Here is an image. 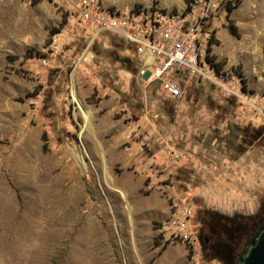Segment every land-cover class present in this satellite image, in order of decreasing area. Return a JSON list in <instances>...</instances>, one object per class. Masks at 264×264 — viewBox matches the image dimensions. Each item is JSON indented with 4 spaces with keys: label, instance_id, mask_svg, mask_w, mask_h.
Listing matches in <instances>:
<instances>
[{
    "label": "rangeland",
    "instance_id": "rangeland-1",
    "mask_svg": "<svg viewBox=\"0 0 264 264\" xmlns=\"http://www.w3.org/2000/svg\"><path fill=\"white\" fill-rule=\"evenodd\" d=\"M224 8L217 83L171 99L121 38L92 42L55 0H0V264L237 262L264 218V0Z\"/></svg>",
    "mask_w": 264,
    "mask_h": 264
},
{
    "label": "built area",
    "instance_id": "built-area-1",
    "mask_svg": "<svg viewBox=\"0 0 264 264\" xmlns=\"http://www.w3.org/2000/svg\"><path fill=\"white\" fill-rule=\"evenodd\" d=\"M73 19L94 27L92 42L104 33L129 43L139 74L158 82L165 97L180 99L192 80L217 83L215 62L209 57L214 19L228 0H191L190 10L156 8L123 12L106 8L101 0H55ZM75 19V20H76Z\"/></svg>",
    "mask_w": 264,
    "mask_h": 264
},
{
    "label": "flooded vegetation",
    "instance_id": "flooded-vegetation-1",
    "mask_svg": "<svg viewBox=\"0 0 264 264\" xmlns=\"http://www.w3.org/2000/svg\"><path fill=\"white\" fill-rule=\"evenodd\" d=\"M246 235L249 236L248 241L245 242L241 251L238 252V260L235 264H243L245 257L248 255L250 250L259 242L261 237L264 235V218L260 219V222H252L246 227Z\"/></svg>",
    "mask_w": 264,
    "mask_h": 264
},
{
    "label": "water",
    "instance_id": "water-1",
    "mask_svg": "<svg viewBox=\"0 0 264 264\" xmlns=\"http://www.w3.org/2000/svg\"><path fill=\"white\" fill-rule=\"evenodd\" d=\"M243 264H264V235L259 242L250 250Z\"/></svg>",
    "mask_w": 264,
    "mask_h": 264
},
{
    "label": "crops",
    "instance_id": "crops-1",
    "mask_svg": "<svg viewBox=\"0 0 264 264\" xmlns=\"http://www.w3.org/2000/svg\"><path fill=\"white\" fill-rule=\"evenodd\" d=\"M240 164H244V161H242V159L240 160ZM253 166L254 167H258V163L257 162H255V163H253ZM246 169V168H245ZM243 170V169H242ZM244 171V170H243ZM247 178V177H246ZM245 178V179H246ZM239 180L240 181H242V177H239ZM246 182V181H245ZM237 189H238V187H237ZM236 193V191H233L232 192V194H235ZM215 196V199H214V201L213 200H211V202L212 203H214L216 206H218V204H223V202H222V200H221V198H218V197H220V196H218V195H214ZM224 204H225V206H228V204H229V206L231 207V203H229L228 201H226L225 202V200H224Z\"/></svg>",
    "mask_w": 264,
    "mask_h": 264
},
{
    "label": "trees",
    "instance_id": "trees-1",
    "mask_svg": "<svg viewBox=\"0 0 264 264\" xmlns=\"http://www.w3.org/2000/svg\"><path fill=\"white\" fill-rule=\"evenodd\" d=\"M233 0H229L226 4V9L230 12H232L237 6L238 4L241 2V0H235V3H232ZM230 32L236 36V28L234 26H230ZM139 69V66H138Z\"/></svg>",
    "mask_w": 264,
    "mask_h": 264
},
{
    "label": "bare ground",
    "instance_id": "bare-ground-1",
    "mask_svg": "<svg viewBox=\"0 0 264 264\" xmlns=\"http://www.w3.org/2000/svg\"><path fill=\"white\" fill-rule=\"evenodd\" d=\"M92 58V57H91Z\"/></svg>",
    "mask_w": 264,
    "mask_h": 264
}]
</instances>
